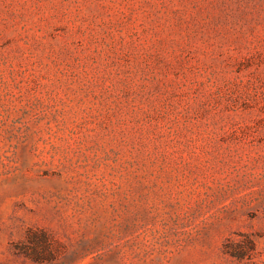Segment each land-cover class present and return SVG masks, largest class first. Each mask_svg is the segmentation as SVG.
I'll return each mask as SVG.
<instances>
[{
  "label": "rangeland",
  "instance_id": "obj_1",
  "mask_svg": "<svg viewBox=\"0 0 264 264\" xmlns=\"http://www.w3.org/2000/svg\"><path fill=\"white\" fill-rule=\"evenodd\" d=\"M0 264H264V0H0Z\"/></svg>",
  "mask_w": 264,
  "mask_h": 264
},
{
  "label": "trees",
  "instance_id": "obj_2",
  "mask_svg": "<svg viewBox=\"0 0 264 264\" xmlns=\"http://www.w3.org/2000/svg\"><path fill=\"white\" fill-rule=\"evenodd\" d=\"M250 248L253 249L254 248V243L252 241H250Z\"/></svg>",
  "mask_w": 264,
  "mask_h": 264
}]
</instances>
